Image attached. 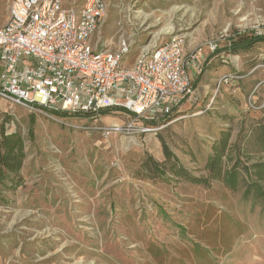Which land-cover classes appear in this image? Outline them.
Listing matches in <instances>:
<instances>
[{"label": "rangeland", "instance_id": "1", "mask_svg": "<svg viewBox=\"0 0 264 264\" xmlns=\"http://www.w3.org/2000/svg\"><path fill=\"white\" fill-rule=\"evenodd\" d=\"M9 1L0 0V26ZM103 2L106 19L92 42L108 51L127 42L128 67L143 47L184 36L186 56L200 55L188 72L196 100L149 123L152 132L103 137L96 127L122 116L57 118L0 99V125L25 140L26 153L23 184L0 206V264H264V206L218 182L174 178L161 148L204 177L218 132L230 128L234 141L264 113V44L226 51L235 37L264 33V0ZM227 74L240 78L217 89Z\"/></svg>", "mask_w": 264, "mask_h": 264}, {"label": "built area", "instance_id": "2", "mask_svg": "<svg viewBox=\"0 0 264 264\" xmlns=\"http://www.w3.org/2000/svg\"><path fill=\"white\" fill-rule=\"evenodd\" d=\"M105 19L103 0H84L80 8L62 0H10L0 26V99L30 111L122 116L121 124L96 127L103 137L152 132L149 123L196 100L188 69L199 55L186 56L184 36L143 47L124 67L127 42L114 51L92 42ZM239 78L224 75L217 89Z\"/></svg>", "mask_w": 264, "mask_h": 264}, {"label": "trees", "instance_id": "3", "mask_svg": "<svg viewBox=\"0 0 264 264\" xmlns=\"http://www.w3.org/2000/svg\"><path fill=\"white\" fill-rule=\"evenodd\" d=\"M258 44H264V33L257 35L252 32L250 35L231 39L226 51L228 54L248 52ZM107 113L108 111H102L100 114ZM51 114L57 118L87 117L66 113ZM176 118L172 117L170 122ZM249 118L247 125L240 127L234 141L231 139L230 128L218 132L217 138L210 144L204 163V177L192 176L162 142L165 161L171 162L170 174L174 178L203 187H209L213 182L221 183L227 191H242L244 199L253 198L264 206V113L258 112V115ZM25 157V140L17 132L7 133L4 125H0V206L8 204L7 194L22 186L21 170ZM152 168L160 178L164 177L157 164L153 163Z\"/></svg>", "mask_w": 264, "mask_h": 264}, {"label": "crops", "instance_id": "4", "mask_svg": "<svg viewBox=\"0 0 264 264\" xmlns=\"http://www.w3.org/2000/svg\"><path fill=\"white\" fill-rule=\"evenodd\" d=\"M63 1H64V0H62L63 6H64V7H67V8H68V7L80 8V7L83 5V3H84V0H83L81 3H77V2H75V3L71 4L70 6H69V5L66 6V5L64 4ZM199 56H200V55H199ZM195 65H196V63H194L193 65H191L190 68H189V69H191L192 72H194ZM189 69H188V72H189Z\"/></svg>", "mask_w": 264, "mask_h": 264}]
</instances>
